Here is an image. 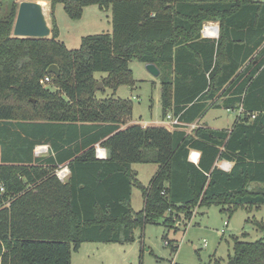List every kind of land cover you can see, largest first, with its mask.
Returning <instances> with one entry per match:
<instances>
[{
    "label": "trees",
    "instance_id": "16d2710c",
    "mask_svg": "<svg viewBox=\"0 0 264 264\" xmlns=\"http://www.w3.org/2000/svg\"><path fill=\"white\" fill-rule=\"evenodd\" d=\"M17 1L0 0V264H71L83 243H130L135 228L190 221L195 207L230 217L264 205V0H32L49 2L51 15L60 3L74 20L88 6L110 10L112 32L83 37L76 50L58 40L52 16L50 38L11 37ZM206 21L218 23L217 40L201 38ZM133 59L159 70L161 119L179 122L172 130L127 123L131 101L96 98L95 73L113 91L134 85ZM210 108L241 111L230 131L187 133ZM39 144L51 152L35 157ZM134 164L157 165L147 186ZM229 259L264 264V240L233 238Z\"/></svg>",
    "mask_w": 264,
    "mask_h": 264
},
{
    "label": "rangeland",
    "instance_id": "374dc122",
    "mask_svg": "<svg viewBox=\"0 0 264 264\" xmlns=\"http://www.w3.org/2000/svg\"><path fill=\"white\" fill-rule=\"evenodd\" d=\"M7 7L8 2H0V18L6 15ZM49 7L47 4L44 8L48 23L51 26L52 16L58 29V40L68 50L78 49L83 37L112 32L110 10L88 6L81 17L74 20L69 18L62 4L54 6L52 15ZM128 67L134 85L123 84L116 91L105 88L103 80L106 73H95V80L102 85L95 91L96 98L129 100L133 107V120H139L141 125L167 127L165 119H161L160 78L152 76L145 64L135 59L129 62ZM234 119L235 114L225 110H210L204 121L211 120V126L225 128L233 124ZM222 164L220 162L218 167ZM132 169L137 172L138 181L147 186L156 173L157 165L134 164ZM142 207V193L133 187L131 208L138 212ZM191 212V221L184 220L183 214L177 219L173 216L175 220L169 228L163 225L164 219L135 228L134 240L130 243H83L71 253V264H227L229 255H232L233 238L248 242L264 240V205L238 208L230 217L216 206L195 207Z\"/></svg>",
    "mask_w": 264,
    "mask_h": 264
},
{
    "label": "water",
    "instance_id": "95a60500",
    "mask_svg": "<svg viewBox=\"0 0 264 264\" xmlns=\"http://www.w3.org/2000/svg\"><path fill=\"white\" fill-rule=\"evenodd\" d=\"M41 2L32 0L17 1L15 18L11 29V37L15 38H41L48 39L51 36V26L44 13V7ZM146 70L154 77H158L160 72L154 64H145ZM47 74L59 76V69L56 65H50L46 71ZM102 88L97 83L95 91ZM227 264H235L234 260H229Z\"/></svg>",
    "mask_w": 264,
    "mask_h": 264
},
{
    "label": "built area",
    "instance_id": "2783aa9c",
    "mask_svg": "<svg viewBox=\"0 0 264 264\" xmlns=\"http://www.w3.org/2000/svg\"><path fill=\"white\" fill-rule=\"evenodd\" d=\"M200 36L201 38L204 39H212V40H217L218 36H219V25L218 23L215 22H205L203 23L201 30H200ZM50 82V79L48 77L44 78V83H48ZM241 111V109H239V112ZM164 123L167 125V129L172 130L174 126L179 125V122L177 120V118H174L170 115H168L164 121ZM145 127V126H144ZM165 127V126H164ZM46 146H37L35 148V152L37 154H41L43 153V151H46ZM95 156L97 159H105L106 158V153L105 150L103 148H101L99 145H96L95 147ZM221 169L223 170H228L227 165H225V163L222 164V166H220ZM55 175L58 178L59 181L61 182H65L66 179L69 177L70 172L67 166H59L56 170H55ZM3 192V188L0 187V193ZM224 225H227V222L224 223ZM165 244H168L165 242Z\"/></svg>",
    "mask_w": 264,
    "mask_h": 264
},
{
    "label": "crops",
    "instance_id": "0c3cea01",
    "mask_svg": "<svg viewBox=\"0 0 264 264\" xmlns=\"http://www.w3.org/2000/svg\"><path fill=\"white\" fill-rule=\"evenodd\" d=\"M46 2V1H45ZM47 4H49V2H46ZM210 110H225L226 112H230V113H232V114H235V119H234V122H233V124H231L230 126H226L225 128H218V127H216V126H211V122L212 121H214L213 119H211L210 121H204V118H205V116L207 115V113L210 111ZM239 110H229V109H221V108H219V109H217V108H210L209 110H207L206 111V113L201 117V118H199L198 120H196L193 124H191V125H189L188 126V128H187V133H190V131L192 130V129H194L195 127H197V126H202V127H207V128H210V129H213V130H224V131H230L231 129H232V127H233V125H234V123H235V121H236V118H238V115H239ZM132 117V116H131ZM127 123H138V124H140L141 125V123L142 122H139V120L138 121H136V120H133L132 118L130 119V121H128ZM145 123V122H144ZM141 126H149V125H146V124H142ZM159 126H161V125H159ZM46 146V151H43V153H41V154H37L36 152H35V149H34V156L35 157H44V156H47L50 152H51V148H50V146H49V144H39V145H37V146ZM36 146V147H37ZM35 147V148H36ZM0 153H1V148H0ZM193 154H196L197 155V157H196V159H192V155ZM199 156H200V154L197 152V151H191L190 152V154H189V161H191V162H193L194 164H196L197 162H198V159H199ZM225 163V165H227V168H228V170L231 168V163H228V162H224V161H219L218 163H217V166H218V164L219 163ZM220 167V166H219ZM221 168V167H220ZM228 170H226V171H228ZM135 171V170H134ZM135 173L137 174V172L135 171ZM191 221V220H190ZM229 258V257H228ZM229 261V260H228Z\"/></svg>",
    "mask_w": 264,
    "mask_h": 264
},
{
    "label": "bare ground",
    "instance_id": "6f19581e",
    "mask_svg": "<svg viewBox=\"0 0 264 264\" xmlns=\"http://www.w3.org/2000/svg\"><path fill=\"white\" fill-rule=\"evenodd\" d=\"M42 3V5H43V7L45 8L46 7V5H47V3L44 1V2H41ZM49 5V4H48ZM49 9H50V7H49ZM49 11V10H48ZM196 157H197V155L196 154H193L192 155V159H196Z\"/></svg>",
    "mask_w": 264,
    "mask_h": 264
}]
</instances>
